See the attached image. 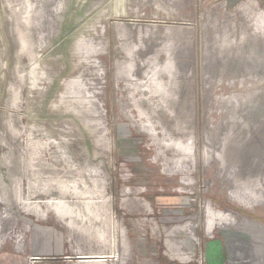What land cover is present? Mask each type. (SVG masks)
<instances>
[{
  "label": "rangeland",
  "instance_id": "obj_1",
  "mask_svg": "<svg viewBox=\"0 0 264 264\" xmlns=\"http://www.w3.org/2000/svg\"><path fill=\"white\" fill-rule=\"evenodd\" d=\"M95 262L264 264V0H0V264Z\"/></svg>",
  "mask_w": 264,
  "mask_h": 264
},
{
  "label": "bare ground",
  "instance_id": "obj_2",
  "mask_svg": "<svg viewBox=\"0 0 264 264\" xmlns=\"http://www.w3.org/2000/svg\"><path fill=\"white\" fill-rule=\"evenodd\" d=\"M95 263H96V262H95ZM95 263H94V264H95ZM87 264H88V263H87ZM92 264H93V263H92ZM96 264H97V263H96ZM98 264H99V263H98Z\"/></svg>",
  "mask_w": 264,
  "mask_h": 264
}]
</instances>
